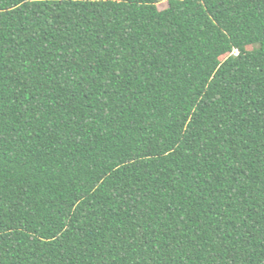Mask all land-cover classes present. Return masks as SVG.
Returning a JSON list of instances; mask_svg holds the SVG:
<instances>
[{
	"label": "trees",
	"instance_id": "obj_1",
	"mask_svg": "<svg viewBox=\"0 0 264 264\" xmlns=\"http://www.w3.org/2000/svg\"><path fill=\"white\" fill-rule=\"evenodd\" d=\"M0 0V264H264V0Z\"/></svg>",
	"mask_w": 264,
	"mask_h": 264
},
{
	"label": "rangeland",
	"instance_id": "obj_2",
	"mask_svg": "<svg viewBox=\"0 0 264 264\" xmlns=\"http://www.w3.org/2000/svg\"><path fill=\"white\" fill-rule=\"evenodd\" d=\"M167 5V1L166 0H161L158 4H157V7L159 10H162L166 7Z\"/></svg>",
	"mask_w": 264,
	"mask_h": 264
},
{
	"label": "snow or ice",
	"instance_id": "obj_3",
	"mask_svg": "<svg viewBox=\"0 0 264 264\" xmlns=\"http://www.w3.org/2000/svg\"><path fill=\"white\" fill-rule=\"evenodd\" d=\"M121 0H116V3H120ZM124 3L131 5L133 3V0H123Z\"/></svg>",
	"mask_w": 264,
	"mask_h": 264
}]
</instances>
